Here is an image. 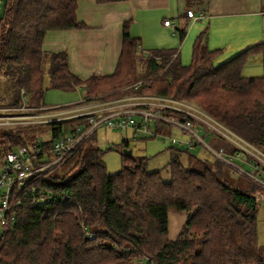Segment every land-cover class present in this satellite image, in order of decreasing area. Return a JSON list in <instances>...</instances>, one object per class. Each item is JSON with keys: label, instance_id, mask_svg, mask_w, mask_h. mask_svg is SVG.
Masks as SVG:
<instances>
[{"label": "trees", "instance_id": "1", "mask_svg": "<svg viewBox=\"0 0 264 264\" xmlns=\"http://www.w3.org/2000/svg\"><path fill=\"white\" fill-rule=\"evenodd\" d=\"M78 1H5L0 17V85L4 83L0 108L22 105L21 91L26 107L44 105L42 62L48 57V78L54 90L69 92L82 86L87 96L108 99L130 92L187 100L264 154V73L250 78L241 72L253 55L261 57L264 72V41L214 65L221 50L209 49L202 33L195 37L191 62L185 65L172 49L143 54L140 38L132 36L127 21L114 71L82 81L70 71L64 52L47 53L42 47L48 32L87 27L77 19ZM208 1L184 2L203 8ZM186 32L185 26L179 31L180 39ZM140 61L144 65L141 78L137 74ZM140 79L143 82L134 89ZM168 114L180 121L190 119L173 111ZM47 124L51 138L30 145L20 135L27 125L4 129L0 155L34 145L43 148L75 126L82 129L85 121L70 118ZM161 130L169 132L165 127ZM95 134L61 162L66 165L72 160L67 170L57 174L53 167L43 169L17 191L19 204L0 249V264H127L131 260L133 264H264L257 241L258 199L253 196L262 185L253 182L248 191H241L216 166L202 161L199 169L184 165L179 158L183 151L172 147L164 168L169 180H163L160 170H148L145 158L122 153L120 170L110 174L102 160L105 151L88 143ZM208 143L229 154L240 152L219 136L209 138ZM122 145L128 147L127 141ZM253 162L261 165L257 178L264 183L261 162L248 157L239 164L250 170ZM41 197H45L42 204H33ZM172 213L186 216L173 240L168 237Z\"/></svg>", "mask_w": 264, "mask_h": 264}, {"label": "built area", "instance_id": "2", "mask_svg": "<svg viewBox=\"0 0 264 264\" xmlns=\"http://www.w3.org/2000/svg\"><path fill=\"white\" fill-rule=\"evenodd\" d=\"M186 16L194 22L204 18L202 13L195 14L191 10H187ZM163 25L175 31L169 19L164 21ZM135 88L136 86H134ZM79 89H81L80 86L75 87L76 91ZM21 93L23 97L22 105L13 108H0L1 127L10 128L14 125L28 126V124L52 123L70 118L83 119L85 125L82 129L81 126H75L70 132L64 133V135L43 146V148L34 145L35 148L33 149L19 148L14 152H3L0 155V249L3 246L5 234L14 223L15 208L19 204L17 200L18 192L31 179L30 177L42 172L43 169L61 165V162L71 155L79 143L91 137L102 126L110 130L129 131L134 136L142 134L154 138L160 136L164 140H168L170 144L178 147L193 148L200 145L223 166L231 168L241 176L249 177L250 181L264 187V183L257 178L261 165L253 162L255 165L251 164L249 171L237 166V162L242 163L245 161L242 155L246 154L251 155L250 157L264 165V154L237 137L231 130L224 128L200 108H196L185 101L182 102L171 97L126 94L123 97L124 99L107 101V103H93L87 102V93H85L72 106L58 110L59 108L50 109L44 105L41 107H26L25 94L22 91ZM112 102H122L124 104L108 108L107 106ZM169 111L187 116L190 119L180 121L169 115ZM162 127L167 128L169 132L175 130L182 137L167 134L161 130ZM213 134L235 144L240 152L229 154L222 148L212 147L208 143V139L213 138ZM29 192H33V189L31 188ZM44 199L45 197L35 199L33 204H42L45 201Z\"/></svg>", "mask_w": 264, "mask_h": 264}, {"label": "crops", "instance_id": "3", "mask_svg": "<svg viewBox=\"0 0 264 264\" xmlns=\"http://www.w3.org/2000/svg\"><path fill=\"white\" fill-rule=\"evenodd\" d=\"M208 2V5L198 9L204 18L194 22L185 17L187 10L192 9L182 0H123L109 4L79 0L77 19L83 21L87 27L81 30L48 32L42 47L47 53L64 52L70 71L83 81L91 75L107 76L114 71L122 49V28L127 21H130L129 32L132 36L140 38L142 50L144 46L148 52L172 49L181 62L188 57V47L191 51L195 36L202 33H206L208 48L220 49L221 52L224 47L220 45L237 32L238 24L243 23L242 29L245 31L242 32L240 40L243 41V34L248 36L245 47L264 41L261 0ZM207 16V23H203ZM167 19L171 21L176 32L163 25ZM189 24L193 26L186 29L185 36L180 39L179 31L185 26L188 28ZM236 25L231 30V26ZM220 37L224 39L223 44H220L223 41ZM184 48L185 56L182 54ZM77 101L65 107H70Z\"/></svg>", "mask_w": 264, "mask_h": 264}, {"label": "rangeland", "instance_id": "4", "mask_svg": "<svg viewBox=\"0 0 264 264\" xmlns=\"http://www.w3.org/2000/svg\"><path fill=\"white\" fill-rule=\"evenodd\" d=\"M0 1H1V4H0V17H1L3 13V6L6 0H0ZM190 8L192 9V11H194L195 14L199 12L198 10L199 6L194 5V6H190ZM207 18L208 16L206 17V19ZM207 21L208 19L206 21H203V23H207ZM242 24L240 25L238 24L239 28L237 32L233 33V36H231L225 42H224V39L220 37L221 40H223L221 41L220 44H223L224 42V44L220 46L224 47V50L219 54L217 59L214 61V65H220L224 63L225 61L231 59L232 57L238 55L239 52L248 48V47H245L246 38L248 36L247 35L245 36L243 34V41L240 40V37H242V32L244 31V29H242L243 28ZM192 26L193 25L190 26L189 24L188 28L186 29H190ZM235 27H237V25L231 26V30H234ZM230 42L232 44H230ZM191 43L192 41L189 42V44ZM252 45L253 43L250 44L249 47ZM144 47L142 50L143 54L148 52V50H146V48ZM178 47L179 46H177V48ZM185 50H186L185 48L182 50V54L185 53ZM183 55L185 56V54ZM190 56H191V51L189 50V47H188V57H186V59L184 58L182 63L185 65L189 64L191 62ZM261 63H262L261 57L257 55L255 56L253 55V57L250 58L247 61V63L243 66L242 71H241L242 75L245 77H250V78L261 77L264 73L262 71ZM42 64H43V69H44V77H43L44 78V83H43V88H44L43 104L44 106H47L50 109L59 108L58 110H60L62 108H67L65 106L77 101L80 96H83V94L85 93L84 89L83 90L79 89L77 91L71 90L69 92H66V91H61L57 89L54 90L50 88V83H49V78H48L49 77L48 73L51 68L50 59L48 57L44 58ZM143 66H144L143 63H141L140 61L137 67V72H138L137 74L139 75V77L142 76ZM142 80L143 79H140V82L137 81L133 85L138 87V85H140V83L143 82ZM3 87H4V83L2 82L0 85V92L3 90ZM130 87L132 88L133 86L129 85L128 89H131ZM127 94L132 95L134 93L129 92ZM134 95L139 96V94H134ZM123 97L124 96L108 99L104 95L103 96L102 95L87 96L88 98L87 102L107 103V101L124 99ZM103 99H106V100H103ZM183 101L187 102L188 104L196 108H199L198 105H196L193 102H190L187 100H183ZM0 102H2L1 96H0ZM84 103L86 104V101ZM121 104H124V103L112 102V104L108 106L107 104H105V106L109 108V107H112L115 105H121ZM4 129H7V128L0 126V133ZM95 133L96 134L88 141V143L89 145L95 148L105 151L102 156V160L105 162L107 172L110 174H114V172H117L118 170H120L121 163H122L121 153L124 148H127V149L129 148L131 149L132 151L131 155L134 158L136 159L145 158V160H147L146 162H147L148 170L150 171L160 170L163 180H169V174L164 170V168L170 160L169 159V149L170 147H172V148H178L181 151H183L180 154L179 158L181 159L184 165L189 163L190 165H192V167L199 169L198 167L200 165L199 161H202V162H207L210 166H216L217 168H219V171L222 173L223 178L227 182H229L232 186L240 189L241 191L243 190L248 191L252 186L251 184H253V182L248 179L249 177L243 176V175L241 176L240 174L236 173L229 167L218 165L215 162V159L212 158L210 154L207 151H205L203 147L200 145L195 146L193 148L192 147H178L176 145L170 144L168 140H164L160 136H156V138H152L151 136L144 135V134L134 136L132 132H129V131L121 132L117 130H110L104 126L99 127V129H97ZM167 134H172L176 137H182V135L175 130H171V132H167ZM20 135L23 137V140L25 141L27 145H30L36 141L49 140L51 138L50 127L47 123L28 125V127L21 130ZM214 135L215 134H213L212 137H217ZM122 141H127L128 147L123 146ZM250 156L249 154L248 155L246 154V155H242V158L244 160H246L248 157L251 159L252 157ZM71 163H72V160L68 161L66 165L61 164L57 167H53L54 168L53 171L57 174L59 172H63L71 166ZM252 164L255 165L254 163ZM237 166L241 169H244L245 171L249 170L247 166H245L244 164L240 165L239 162H237ZM256 174H257V171H256ZM253 196L256 197V199H258L257 224H256L257 234H258L257 241L259 242V245L261 247V254L262 256H264V187H261V188L258 187V189L253 192ZM168 216H169V224H168L169 236L168 237L169 239L173 240L178 235V233L181 231L180 229L184 223L186 216H184L183 214H175V213L169 214ZM133 263H134V260H131L127 264H133Z\"/></svg>", "mask_w": 264, "mask_h": 264}, {"label": "water", "instance_id": "5", "mask_svg": "<svg viewBox=\"0 0 264 264\" xmlns=\"http://www.w3.org/2000/svg\"><path fill=\"white\" fill-rule=\"evenodd\" d=\"M131 152H132L131 149H129V148H128V149H127V148H124L123 151H122V154L128 156V155L131 154Z\"/></svg>", "mask_w": 264, "mask_h": 264}]
</instances>
